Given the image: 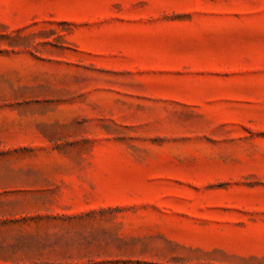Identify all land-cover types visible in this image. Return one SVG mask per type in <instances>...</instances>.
I'll use <instances>...</instances> for the list:
<instances>
[{"label":"rangeland","instance_id":"rangeland-1","mask_svg":"<svg viewBox=\"0 0 264 264\" xmlns=\"http://www.w3.org/2000/svg\"><path fill=\"white\" fill-rule=\"evenodd\" d=\"M0 264H264V0H0Z\"/></svg>","mask_w":264,"mask_h":264}]
</instances>
